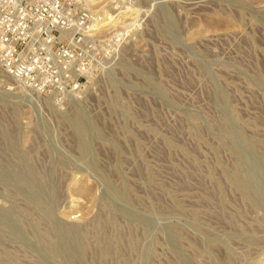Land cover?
Wrapping results in <instances>:
<instances>
[{
	"label": "rangeland",
	"instance_id": "1",
	"mask_svg": "<svg viewBox=\"0 0 264 264\" xmlns=\"http://www.w3.org/2000/svg\"><path fill=\"white\" fill-rule=\"evenodd\" d=\"M111 2L81 96L0 69V264H264V0Z\"/></svg>",
	"mask_w": 264,
	"mask_h": 264
},
{
	"label": "built area",
	"instance_id": "2",
	"mask_svg": "<svg viewBox=\"0 0 264 264\" xmlns=\"http://www.w3.org/2000/svg\"><path fill=\"white\" fill-rule=\"evenodd\" d=\"M111 0H0V69L58 101L81 96L134 23ZM111 30V31H110Z\"/></svg>",
	"mask_w": 264,
	"mask_h": 264
},
{
	"label": "bare ground",
	"instance_id": "3",
	"mask_svg": "<svg viewBox=\"0 0 264 264\" xmlns=\"http://www.w3.org/2000/svg\"><path fill=\"white\" fill-rule=\"evenodd\" d=\"M6 75V74H5ZM6 76H8V75H6ZM9 78H11L10 76H8ZM11 79H13V78H11ZM15 80V79H14ZM15 81H17L20 85H22V86H24V87H26L25 85H23L22 83H20L18 80H15ZM26 88H28V87H26ZM28 89H30V90H33V89H31V88H28ZM33 91H35V90H33ZM37 92V91H36ZM40 93V92H39Z\"/></svg>",
	"mask_w": 264,
	"mask_h": 264
}]
</instances>
